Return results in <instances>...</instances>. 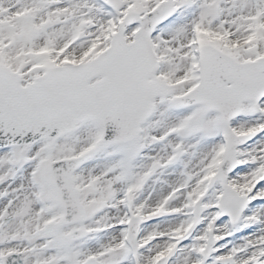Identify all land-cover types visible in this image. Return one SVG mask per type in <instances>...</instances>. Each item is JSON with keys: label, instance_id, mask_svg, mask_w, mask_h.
<instances>
[{"label": "snow or ice", "instance_id": "1", "mask_svg": "<svg viewBox=\"0 0 264 264\" xmlns=\"http://www.w3.org/2000/svg\"><path fill=\"white\" fill-rule=\"evenodd\" d=\"M0 264H264V0H0Z\"/></svg>", "mask_w": 264, "mask_h": 264}]
</instances>
